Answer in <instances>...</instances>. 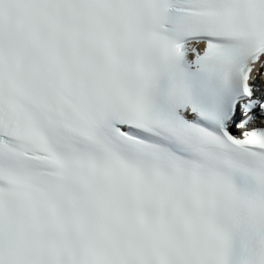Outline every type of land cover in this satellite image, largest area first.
I'll return each instance as SVG.
<instances>
[{"label":"snow or ice","instance_id":"6c2138e0","mask_svg":"<svg viewBox=\"0 0 264 264\" xmlns=\"http://www.w3.org/2000/svg\"><path fill=\"white\" fill-rule=\"evenodd\" d=\"M0 264H264V0H0Z\"/></svg>","mask_w":264,"mask_h":264}]
</instances>
